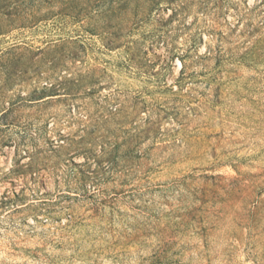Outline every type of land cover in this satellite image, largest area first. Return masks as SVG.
Instances as JSON below:
<instances>
[{
    "label": "rangeland",
    "instance_id": "rangeland-1",
    "mask_svg": "<svg viewBox=\"0 0 264 264\" xmlns=\"http://www.w3.org/2000/svg\"><path fill=\"white\" fill-rule=\"evenodd\" d=\"M0 264H264V0H0Z\"/></svg>",
    "mask_w": 264,
    "mask_h": 264
}]
</instances>
